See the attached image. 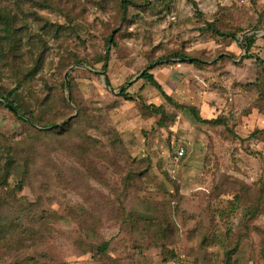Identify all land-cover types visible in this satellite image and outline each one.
Instances as JSON below:
<instances>
[{
  "label": "rangeland",
  "instance_id": "obj_1",
  "mask_svg": "<svg viewBox=\"0 0 264 264\" xmlns=\"http://www.w3.org/2000/svg\"><path fill=\"white\" fill-rule=\"evenodd\" d=\"M120 1L0 0V92L22 81L25 112L59 127L77 118L41 141L17 202L0 208L2 224L38 222L0 242V264H225L238 239L232 264H264V0H130L124 18ZM153 66L176 103L226 126L167 105L138 80ZM26 132L0 106V136Z\"/></svg>",
  "mask_w": 264,
  "mask_h": 264
},
{
  "label": "trees",
  "instance_id": "obj_2",
  "mask_svg": "<svg viewBox=\"0 0 264 264\" xmlns=\"http://www.w3.org/2000/svg\"><path fill=\"white\" fill-rule=\"evenodd\" d=\"M144 3H148V0H143ZM132 5V1L130 0H121L120 1V12L122 14V17L124 18L127 14L128 6ZM221 36H224L221 34ZM230 39H232L234 42H238L236 39L237 36L235 34L233 35H227ZM242 49L246 52V58L251 59V55H249L253 45H254V35H250L247 37H244L242 40ZM115 46L114 40L112 36H109L106 39L105 43V54L104 57L99 61V63H102L101 68V75L106 76V83L108 87H110V82L107 78V71H108V62H109V54L112 49V47ZM177 56V55H175ZM181 60H184L186 63L198 66V60L191 59L187 56L179 55ZM81 63V62H79ZM155 66L148 67L139 77L138 80H142L145 84H149L152 88H154L164 99L165 103L167 105L173 106L177 109L181 110H187L192 115H194V118L197 122L208 124L211 126H226L225 121L223 119H210V120H202L198 113L197 109L194 107H187L185 105H181L176 103L171 97H169L162 89V87L156 82L153 75L150 74V71L153 70ZM25 83V81H24ZM23 84L22 81H18L16 84V87L12 89L10 92H8L6 95H3V93L0 92V106L2 108H5L6 110H9L26 128L27 132L25 133L24 138L14 139L10 140L7 138H4L0 136V208L1 210L4 207H7V200L9 202H12L15 204L16 201V193L21 192L24 187L25 180L33 173V169L35 168V164L40 161L42 158L41 149H45L48 144H44L43 140L45 139H55L56 138H62L68 135L69 132L72 131V128L74 126V122L77 118H71L69 121H67L65 124L61 125L60 127L56 125L55 122L45 121V120H37L31 113L25 112L19 102L17 101V93L20 90L19 88ZM64 86V84H63ZM120 97H123L124 99H129L127 95L126 90H122L119 93ZM146 109L150 110L152 113L161 115L164 113L163 105L156 107L149 105L146 107ZM22 179L17 180V184L15 186V191L11 192L8 191L4 192L2 189L4 187H7L8 180L11 176L15 175V173L19 174L21 172ZM19 200V199H17ZM18 204V203H17ZM20 211H25V209L17 207ZM23 214V213H22ZM20 213L17 212V216H19ZM2 220L0 219V223ZM8 222L5 221V223L0 224V242H6L10 238L14 237L16 231L20 232L19 241L23 242L22 236L25 235L24 233L26 231L35 230L33 228L38 227V222L34 219L30 220V225L33 228H30V230L23 226V224L14 225L9 224L6 225ZM41 227V225H40ZM239 239L236 242V245H234V248L227 252L225 255V264H232L231 257L236 251V247L238 246ZM107 243H103L101 246L97 247L96 250L99 252V254H104L107 249Z\"/></svg>",
  "mask_w": 264,
  "mask_h": 264
},
{
  "label": "built area",
  "instance_id": "obj_3",
  "mask_svg": "<svg viewBox=\"0 0 264 264\" xmlns=\"http://www.w3.org/2000/svg\"><path fill=\"white\" fill-rule=\"evenodd\" d=\"M176 154H177V155H176V158H180V157H182V156H183V149H180L179 151H177Z\"/></svg>",
  "mask_w": 264,
  "mask_h": 264
},
{
  "label": "water",
  "instance_id": "obj_4",
  "mask_svg": "<svg viewBox=\"0 0 264 264\" xmlns=\"http://www.w3.org/2000/svg\"><path fill=\"white\" fill-rule=\"evenodd\" d=\"M143 72H144V71H142L137 77H139ZM103 77H104V79H105V84H106V86L108 87V85H107V83H106V76H103ZM122 90H123V87L119 89V92H118V93H120V91H122Z\"/></svg>",
  "mask_w": 264,
  "mask_h": 264
},
{
  "label": "crops",
  "instance_id": "obj_5",
  "mask_svg": "<svg viewBox=\"0 0 264 264\" xmlns=\"http://www.w3.org/2000/svg\"><path fill=\"white\" fill-rule=\"evenodd\" d=\"M260 35L264 36V31H261V32H260Z\"/></svg>",
  "mask_w": 264,
  "mask_h": 264
}]
</instances>
